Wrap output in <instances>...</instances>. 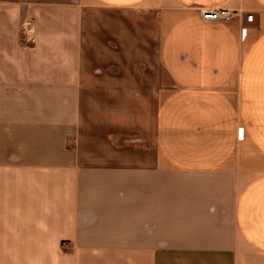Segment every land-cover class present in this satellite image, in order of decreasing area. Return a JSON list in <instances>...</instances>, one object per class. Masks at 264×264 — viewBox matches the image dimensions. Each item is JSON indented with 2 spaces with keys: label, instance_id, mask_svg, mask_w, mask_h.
Instances as JSON below:
<instances>
[{
  "label": "crops",
  "instance_id": "crops-1",
  "mask_svg": "<svg viewBox=\"0 0 264 264\" xmlns=\"http://www.w3.org/2000/svg\"><path fill=\"white\" fill-rule=\"evenodd\" d=\"M0 264H264V0H0Z\"/></svg>",
  "mask_w": 264,
  "mask_h": 264
},
{
  "label": "rangeland",
  "instance_id": "rangeland-1",
  "mask_svg": "<svg viewBox=\"0 0 264 264\" xmlns=\"http://www.w3.org/2000/svg\"><path fill=\"white\" fill-rule=\"evenodd\" d=\"M227 9V8H222ZM230 10V9H228ZM232 11V10H231ZM232 13L236 14L237 11H232ZM236 15L228 18L227 20L232 21ZM150 22L151 26L148 28L149 34L146 35V51L143 57V65H137L134 62H137V54L136 50H130V66L127 69L130 70L131 74L145 75L152 87H156L157 89L161 88V98L164 100L170 92L174 89L173 84L168 79L166 72L163 68V65L160 61V37L161 34L156 28L153 26V19L147 18V22ZM134 61V62H133ZM147 81V84L148 82ZM149 84V85H150ZM156 89V90H157Z\"/></svg>",
  "mask_w": 264,
  "mask_h": 264
},
{
  "label": "built area",
  "instance_id": "built-area-1",
  "mask_svg": "<svg viewBox=\"0 0 264 264\" xmlns=\"http://www.w3.org/2000/svg\"><path fill=\"white\" fill-rule=\"evenodd\" d=\"M235 15L231 10L228 9H211L204 12V18L208 21H217L228 19ZM246 20L249 22H253L254 13H249L246 15Z\"/></svg>",
  "mask_w": 264,
  "mask_h": 264
}]
</instances>
